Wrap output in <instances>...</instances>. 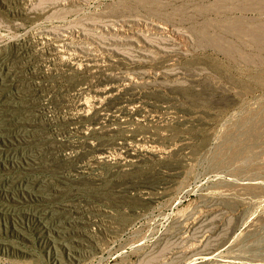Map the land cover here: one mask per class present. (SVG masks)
Wrapping results in <instances>:
<instances>
[{"label":"rangeland","instance_id":"1","mask_svg":"<svg viewBox=\"0 0 264 264\" xmlns=\"http://www.w3.org/2000/svg\"><path fill=\"white\" fill-rule=\"evenodd\" d=\"M0 264H264V0H0Z\"/></svg>","mask_w":264,"mask_h":264},{"label":"bare ground","instance_id":"2","mask_svg":"<svg viewBox=\"0 0 264 264\" xmlns=\"http://www.w3.org/2000/svg\"><path fill=\"white\" fill-rule=\"evenodd\" d=\"M106 94H108V93H106ZM135 102V101H134ZM101 106L102 105V100L100 99V97H99V95H91L89 98H88V100H87V102H86V104H85V106H86V110H87V108H89V109H94L95 108V106ZM136 104V103H135ZM134 107V106H133ZM133 107H132V109H133ZM135 107H136V105H135ZM96 108H99V107H96ZM95 108V109H96ZM139 108V107H138ZM134 110V109H133ZM128 111V110H127ZM77 112V111H76ZM132 112V111H131ZM140 112V111H139ZM78 113V112H77ZM71 114V113H70ZM129 114V113H128ZM128 117V116H127ZM76 118V117H75ZM74 118V119H75ZM88 127V126H87ZM88 131V130H87ZM86 134V133H85ZM103 157V156H102ZM101 157V158H102Z\"/></svg>","mask_w":264,"mask_h":264}]
</instances>
